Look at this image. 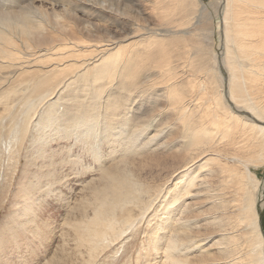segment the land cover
Segmentation results:
<instances>
[{"label": "bare ground", "instance_id": "6f19581e", "mask_svg": "<svg viewBox=\"0 0 264 264\" xmlns=\"http://www.w3.org/2000/svg\"><path fill=\"white\" fill-rule=\"evenodd\" d=\"M222 1L207 5L201 0H0V106L8 109L5 115L0 111V119L10 116V131L20 135L28 131L35 114H40L36 159L47 158L45 136L69 140L74 135L73 139L85 141L91 154L100 152L102 143L132 152L138 134L155 121L159 127L155 131L162 133L172 119L187 134V154L193 148L200 150L183 161L173 174L176 181L169 180L171 186L168 181L152 187L142 185L129 171L119 168L126 159L102 168V188L93 185L89 187L91 198H81L84 202L72 227L76 231L71 229L78 243L73 249L76 262L71 264H91L112 241L141 225L149 211L153 214H149L148 224L162 211L159 217L163 223H154L152 244L158 264H264L258 196L247 190V184L238 185L247 196H243V204L239 198L237 208L242 212L238 222L221 224L217 232L221 236L212 244L208 240L213 234L202 238L193 232L196 225L187 209L194 206L185 203L210 188L208 177L213 170L209 165L218 156L213 147L220 137L233 140L234 131L249 132L255 138L262 135L264 141L263 125L230 110L216 72L217 57L211 56L207 43L198 42L194 47L192 38L174 36L170 28L175 23L186 28L196 18L206 26L213 16L219 18ZM223 23L230 99L264 122V109L248 90L253 85L249 76L258 78L264 70V0H225ZM191 53L194 60L189 58ZM197 74L204 78L200 82L205 93L201 94L207 97L208 122L190 127L194 113L189 106L199 105L193 103L195 91L204 88L197 89ZM215 76L219 86L214 83ZM163 117L166 121H161ZM120 118L128 125L116 123ZM105 119L107 123L102 124ZM129 128L135 133H129ZM156 132L148 141L156 138ZM16 135L15 140L19 139ZM208 150L213 157H207ZM211 190V198L224 193ZM178 210L185 213L178 216ZM240 232L243 245L237 241ZM59 261L51 264H62Z\"/></svg>", "mask_w": 264, "mask_h": 264}, {"label": "rangeland", "instance_id": "374dc122", "mask_svg": "<svg viewBox=\"0 0 264 264\" xmlns=\"http://www.w3.org/2000/svg\"><path fill=\"white\" fill-rule=\"evenodd\" d=\"M201 1L208 5L211 2L214 3L215 0ZM210 7L212 6H209V10L213 16V9H210ZM224 7L225 0L222 1V5L220 6L219 18L217 19L213 16L212 20L206 23V26L201 25L199 19L196 18L193 19V21L190 22L191 24L189 23L187 27L185 26L186 28H182V26H178L176 23L174 24L175 26L171 25L170 28L174 31V36L185 35L186 37L187 35V39L190 40L192 38L190 43L193 44L194 47L198 42L207 43L208 50L212 52L211 56L214 57V55H216L217 57L218 66L216 72L222 79L223 96L230 110L252 123L254 122L264 126V122L255 118L250 110L237 107L236 103L230 99V88L228 84L229 73L225 61ZM211 27L212 29L214 28L213 32L206 29ZM185 30L187 31L186 33ZM192 41L194 43H192ZM192 52L194 53L193 50ZM193 53L189 56L191 60H194ZM190 59L189 62L191 61ZM188 64L189 63H187V65ZM190 66H187V68ZM201 77V74H197V81L200 82L204 80V78ZM213 79L214 83L216 82L219 86L216 76ZM249 82L253 85L251 86L249 84L251 87L248 88V90L250 89L249 91L254 100L264 109V70L260 71L258 78L256 76H249ZM200 84L201 82L198 85V90L204 87L203 84ZM203 90L204 92H202ZM196 91L197 97L193 103L196 102L199 105H195L196 108L189 106V109L192 108L190 112L192 111L194 113L191 123L189 122L190 127L207 124L208 122V115H206L208 112L206 111L207 109H205L208 105V101H206V94L203 96L201 94L205 93V87L202 88V91L199 90L200 92ZM44 108L45 105H43L41 109ZM199 108H202L201 111ZM7 110L5 106H0V111H2L4 115ZM201 112H203V114ZM160 117L161 116H158V121ZM10 118L11 117L8 116L5 119H0L1 264H51L53 261L58 260V258L61 260L59 262H62V264L76 262V255L75 253L73 254V249L75 250L78 243H76V235L74 234L76 230L72 228L73 223L76 216L79 217L77 212L80 211V206L84 202L83 200H85V198L88 200L91 198V194L88 195L89 192H91L89 187L94 185L96 189L102 188L103 185H100L102 168L113 166L122 159H126V161H128L120 164L119 168L126 170V172L129 171L130 177L138 178L139 180H137L142 185L152 187L161 185L167 181V185H170L173 182L170 180L171 177L175 180L176 177H173V174H177L175 171L185 162L184 160L188 161L189 157L199 154L200 151L193 148L189 152L191 156L187 154L186 150H184L186 143L189 142V139L184 136L187 134L181 131L182 128L176 127L177 125L175 122L177 121L172 119L168 120L172 123L167 125L162 133L156 132L159 127H156L157 121H155L151 128L141 132L140 136L138 134L137 138L139 141H136V143L133 141L135 147H131L132 152L130 148L129 151L128 149H121V151L118 149L119 147L115 148V145H112V147L102 143L103 148L100 149V152H93L91 154L87 149L85 141L73 139L75 138L74 135L72 139L69 140L65 138L52 140L53 137L45 136L43 140L49 142V146L44 148V155H47V158L44 159L43 157V161L42 158L39 160V157H37V161L36 150L39 148L35 139L39 137L38 119L40 118V114H35L33 121L28 127V131L26 133H20V135L17 133L16 135L15 132L10 131ZM161 121H166V118L163 117ZM106 123L105 119L102 124ZM116 123H121L123 127L128 125L126 120L121 118L119 122ZM105 126L106 125H103L102 128L104 129ZM100 131L101 129L99 132ZM133 131L134 129L132 130L131 128L128 130L129 133ZM155 132L156 138L152 141H148L150 135ZM234 132H236L235 136L232 135L233 133L230 134L233 136V140H229L227 137H223L221 140L220 137L219 140L216 141L215 147H213L214 149H218V156L213 161V164L209 165V168L215 171H212L211 175L208 177L210 184L207 187L210 188H205L202 192L203 195L189 198L188 201H185V203L190 202L194 206L193 209H187V214H190V217L193 218L192 223L196 225L193 232L195 234L200 233L202 238L209 237L213 234L210 238L213 236L214 238L212 240L209 239L208 244L214 243V240L221 236V234H217V232H220V228L223 227L225 223H231L230 225L232 226L238 222L242 212L237 208L240 203L239 198L242 199L241 202L243 204V196L245 198L247 197L244 193L245 190L242 192L241 190L243 189L238 188V185L242 184H247L245 185V187L248 188L247 190L250 193H256V197L258 196L256 206L259 218H261V222L259 221L260 228L264 235V141L263 138H261L262 135L255 138V136L249 132L246 134L237 133V131ZM13 133L18 136L19 139L15 140L17 137H15ZM133 133H135V131ZM22 137H25L24 140H22ZM129 142H131V140ZM146 144H148L149 147H144V149L141 148ZM11 147L12 149H10ZM11 151H13V153ZM207 152L208 153H205L208 155L207 157H213V154L209 153V150ZM11 154L16 156L13 157ZM127 155L129 157H125ZM45 163L47 166H44ZM119 176H121V174L116 173V177ZM210 189H213L210 193H224L218 196V198H211L210 194H208ZM184 206L185 204L183 205L182 203L181 209ZM182 210L175 212L180 216L185 213H182ZM161 213L162 211L156 213L153 221L148 224L146 221L150 218V215L153 214L149 211L147 217L142 218L143 222L141 225L137 226L135 229L129 230L119 238L120 240L112 241L104 251H100L91 264H158V258L155 257V248L152 244L154 239L153 233L155 231L154 223L156 221L161 224L163 223L159 217ZM28 219L29 221L31 219V221H27ZM66 222L69 223L67 224ZM234 233L237 234L236 231H234ZM237 237V241H240L243 245V242H245L243 232H240ZM227 241L228 240H225V242Z\"/></svg>", "mask_w": 264, "mask_h": 264}, {"label": "water", "instance_id": "95a60500", "mask_svg": "<svg viewBox=\"0 0 264 264\" xmlns=\"http://www.w3.org/2000/svg\"><path fill=\"white\" fill-rule=\"evenodd\" d=\"M260 222H261V218H260Z\"/></svg>", "mask_w": 264, "mask_h": 264}]
</instances>
